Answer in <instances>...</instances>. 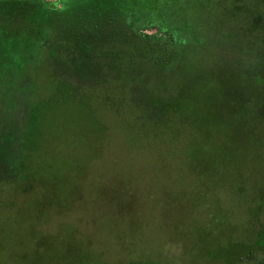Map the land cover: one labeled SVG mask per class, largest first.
<instances>
[{"label": "rangeland", "instance_id": "374dc122", "mask_svg": "<svg viewBox=\"0 0 264 264\" xmlns=\"http://www.w3.org/2000/svg\"><path fill=\"white\" fill-rule=\"evenodd\" d=\"M8 27L0 264H264V0H0Z\"/></svg>", "mask_w": 264, "mask_h": 264}, {"label": "trees", "instance_id": "16d2710c", "mask_svg": "<svg viewBox=\"0 0 264 264\" xmlns=\"http://www.w3.org/2000/svg\"><path fill=\"white\" fill-rule=\"evenodd\" d=\"M55 7H56V4L52 3L50 5V8H49L48 11H43V13H44L43 15L40 14V12H35V14L32 17V11H29L30 9L26 11V14H27V16H29L28 19H36V16H37L38 19L43 21L45 19V18L43 19V17H46L47 19H51V15H50L51 12H56L57 13L56 10H59V9L55 8ZM65 8L66 7H63V9H65ZM29 21H31V20H29ZM16 31L17 30H15L13 28H9V27L8 28H0V54L2 52H5L6 55H8L10 53H12V55H13L15 53L14 50H17L20 47V45H18V42L19 41L21 42V37L22 36L20 35L21 32L19 33V32H16ZM17 33L19 34L18 37L16 35ZM23 33L26 34L27 32H23ZM28 41H29V38L24 41L25 44L27 43V46H29V42ZM22 43H23V41H22Z\"/></svg>", "mask_w": 264, "mask_h": 264}, {"label": "clouds", "instance_id": "9594fccd", "mask_svg": "<svg viewBox=\"0 0 264 264\" xmlns=\"http://www.w3.org/2000/svg\"><path fill=\"white\" fill-rule=\"evenodd\" d=\"M56 7H60V5L57 3V4H56Z\"/></svg>", "mask_w": 264, "mask_h": 264}]
</instances>
